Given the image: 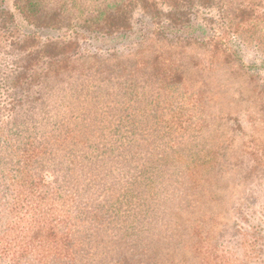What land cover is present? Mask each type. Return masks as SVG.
Returning <instances> with one entry per match:
<instances>
[{"label": "trees", "instance_id": "trees-1", "mask_svg": "<svg viewBox=\"0 0 264 264\" xmlns=\"http://www.w3.org/2000/svg\"><path fill=\"white\" fill-rule=\"evenodd\" d=\"M10 3L31 32L13 37L16 15L0 6V264H167L201 198L215 199L211 175L227 165L250 186L232 206L235 250L213 247L233 260L213 254L209 264H264V147L231 152L225 117L209 114L203 86L160 66L161 55L98 62L119 55L140 7L157 37L237 64L264 114V0ZM203 9L217 16L199 17ZM67 29L104 40L105 51L75 63V38L34 47L31 33ZM226 120L240 130L238 114ZM187 239L192 251L197 241Z\"/></svg>", "mask_w": 264, "mask_h": 264}, {"label": "rangeland", "instance_id": "rangeland-1", "mask_svg": "<svg viewBox=\"0 0 264 264\" xmlns=\"http://www.w3.org/2000/svg\"><path fill=\"white\" fill-rule=\"evenodd\" d=\"M0 6L3 8L6 7V10H10L16 15V18H14L12 22V26L10 25L11 35L19 38L28 36L31 31L28 30V28L23 30L20 24H18L20 17L16 10L13 9L10 0H0ZM141 14L142 11L140 7H138L131 21V24L134 26V31L126 38L127 40L119 46L121 51L114 59L110 57L106 59L104 57L105 55L101 54L105 51L103 50L105 45L103 43L104 40H93L92 42V40L88 38L75 37L73 32L69 29L57 32L42 31L31 33L35 41L34 47H38L48 40H67L75 38L81 46L80 51L82 53L81 57L74 59L75 63H80L81 60L86 63H88V61H96V59L93 60L92 56L94 53H98L99 55L101 54L98 62L99 60H104V63L108 65L114 64L119 60L125 62L126 60L134 61L135 58L139 59L140 62L144 61L145 64L153 53L159 54L162 56L158 63L160 66L162 64L175 70L179 69L186 74L187 77L190 78V76H193L196 86H203L202 93L208 96L207 108L209 114L215 117L218 116L219 119L220 116L225 117L223 127L227 131H225L224 138L228 139L225 141H229V144H231V152L238 155L240 150L243 151L242 145L245 148L253 146L261 150L264 147V114L255 110L254 103L250 99L252 95V86L244 80L237 64H218L217 61L221 60L220 53L214 55V57H209V54L198 49L197 45L192 41L174 39L169 35V38L174 39L169 42V40L166 41L165 38L157 37L156 34L151 32L154 24L150 25L146 19L140 17ZM204 14L217 16L214 9H203L198 16L200 17ZM139 25L141 27L138 31ZM139 33H141L140 39L137 38ZM117 41L120 42L121 40L117 39ZM106 45H110V43L108 42ZM192 59L197 63L195 71H190L191 69H189ZM208 60H210L213 65L207 63ZM236 114L240 116V130L234 132V130L231 131L226 117ZM199 162L197 163L198 165L200 164ZM200 166L197 169H199ZM229 167V165L224 166L222 170L214 172L211 175V192L215 199L210 200L207 198L205 200V198L202 199L200 197V210L194 219L196 223H194L193 220L191 221L194 227H192L190 232L179 239V241H181L179 250L176 251L174 255L172 254V257H167L171 264H191L195 259L200 264H209L212 262V258H214L213 254L222 255L220 259L224 258L226 261L233 260V256L229 254L224 253L226 259L219 251V254H216L213 247L221 243L224 247L232 245L231 250H235L234 245L237 244L238 241L235 238L236 233L234 228L238 217L237 215L235 217L232 206L236 203H243L250 184L247 180L241 181L240 178L237 177L236 171L232 167L231 169ZM205 186L206 183L203 189H205ZM193 236L197 242L191 251L188 244L190 239H187V237L192 238ZM188 257H190V259ZM169 260L166 262L167 264H170Z\"/></svg>", "mask_w": 264, "mask_h": 264}]
</instances>
